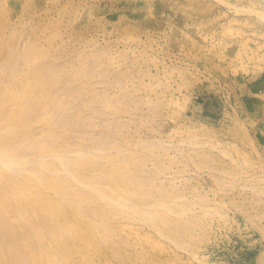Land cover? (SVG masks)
<instances>
[{
  "label": "rangeland",
  "instance_id": "374dc122",
  "mask_svg": "<svg viewBox=\"0 0 264 264\" xmlns=\"http://www.w3.org/2000/svg\"><path fill=\"white\" fill-rule=\"evenodd\" d=\"M7 80L0 118L34 87L28 136L10 145L21 168L96 204L80 213L49 186L62 216L1 247L0 264H264V0H0ZM54 131L67 142L52 146ZM75 152L88 179L113 173L82 179L109 202L58 169Z\"/></svg>",
  "mask_w": 264,
  "mask_h": 264
},
{
  "label": "bare ground",
  "instance_id": "6f19581e",
  "mask_svg": "<svg viewBox=\"0 0 264 264\" xmlns=\"http://www.w3.org/2000/svg\"><path fill=\"white\" fill-rule=\"evenodd\" d=\"M13 44V43H12ZM10 45H8V47H9ZM8 47H7V52L8 53H12L9 49H8ZM9 48H11V47H9ZM27 53V52H26ZM27 55V54H26ZM25 55V56H26ZM27 57V56H26ZM28 57H30L29 55H28ZM25 59V58H24ZM9 67H11L10 66V64L9 63H6L5 64V68L4 69H6V68H9ZM10 70V69H9ZM9 70H7V71H9ZM51 70V69H50ZM47 71V70H46ZM43 71H39V73L37 74V75H39V77H37L36 78V84H39V85H44V84H42V83H48V77H47V73H48V71L47 72H45V73H42ZM50 72H52V70L50 71ZM55 72V71H54ZM4 73H5V71H4ZM49 74V73H48ZM54 74H56V73H54ZM6 78V77H5ZM4 78V79H5ZM9 78H11V77H9ZM50 78V77H49ZM7 79V78H6ZM52 79H54V77L52 76ZM29 80V79H28ZM4 81V80H3ZM8 81V80H7ZM50 83H53V81L51 80L50 81ZM49 83V84H50ZM4 83L2 82V85H3ZM5 84H6V81H5ZM7 87H6V89L5 88H3V90L5 91V93L3 94V90L1 91V89H0V109H1V104L2 103H4V102H6L7 100H8V98L7 99H3V98H6V95L8 94V90H9V88H10V83H9V81L7 82ZM35 85V84H34ZM5 86V85H4ZM27 86V85H26ZM3 87V86H2ZM32 88H34L33 86L31 87V89ZM30 89V90H31ZM30 90L28 91V89H27V91H28V95L26 96V97H23V98H21L20 97V102H18V103H16L15 105H17L16 107H17V112L15 113H13V114H10L11 112H7V113H4L3 115H2V117L0 118V132H2L1 130H6L5 132H3V134H1L0 133V139L2 140H0L1 142H3L2 144L0 143V171H1V180H0V248L1 247H3V246H6L7 248H10L11 246H12V243H19V242H23V241H27L28 239H33L32 238V234H33V232H34V230H35V227H38V228H41V225H42V221H43V223H45L47 220V224H48V222L49 221H51V220H53V216H55V217H57L56 215L57 214H62V207L65 205V206H78L77 205V203L79 202V201H81V203L83 202L84 204L86 203V205L87 206H93L92 205V203L94 202V200H92L93 199V197H89V196H91V194L89 195V194H87V196H84V195H86V193L85 192H83L84 190H82V188H80L81 190H82V192L79 190V191H76L75 193H74V191H72L70 188L68 189V187H67V185H66V182H64V181H60V180H58V179H55V180H51V181H46L45 182V179H46V176L45 175H37L36 173H34L33 172V170H34V168H31V170L30 169H27L26 167L24 168V170L21 168V163L25 160L24 158H26V156L27 155H24L23 156V161L21 160L22 159V157L20 156V153L22 152V150H20V153H19V156H17L16 154H18L17 152V150H15V151H13L14 149H12L11 147H12V143H13V141H15V140H13V137H12V135L13 134H16V135H18L19 136V138H21V139H19L20 141H22V137H23V140L25 141V138L28 136V135H26V133H25V137H24V134H23V132H25V130L23 129V128H25V126L27 125V123L29 122V120H28V117L26 116V110L28 109V108H32V107H34V105L33 104H35V103H33V101L32 100H30L29 98L30 97H33L31 94H30ZM48 91V90H47ZM2 92V93H1ZM46 93V92H45ZM72 93V92H71ZM16 96V95H15ZM17 97V96H16ZM55 98V97H54ZM56 101H54L55 103L54 104H57V103H59L60 104V100H58L57 101V99H55ZM62 102V101H61ZM45 104V103H44ZM58 105V104H57ZM30 106V107H29ZM18 108H19V110H18ZM47 110L46 109H44V112H46ZM1 112V111H0ZM47 113V112H46ZM49 113V112H48ZM48 113H47V117H50V115H48ZM50 113H52L51 111H50ZM1 114V113H0ZM46 117V118H47ZM45 118V117H44ZM45 120H47V119H45ZM49 120V119H48ZM55 122H57V121H55ZM65 122V121H64ZM61 123V122H60ZM62 124V123H61ZM66 124V123H65ZM58 125V124H57ZM56 125V126H57ZM65 126V125H64ZM52 127V126H51ZM50 127V128H51ZM55 127V126H54ZM63 127V126H62ZM29 128V127H28ZM53 128V127H52ZM17 130V132H15V130ZM55 130H57L56 129V127L54 128ZM23 132H22V131ZM53 130V129H52ZM60 131V130H59ZM48 132V131H47ZM5 133V134H4ZM18 133V134H17ZM61 133H64L63 131L61 132ZM61 133H59V134H61ZM49 134H51L50 136H49V139H51V142L50 143H52V146H54L53 144H55V146L57 145V144H60V142H67V141H64L65 139H66V137H65V139H64V137L62 138V135H58L57 134V132H53V133H48V135ZM3 135H5V136H3ZM7 135H8V137H7ZM14 136V135H13ZM17 136V137H18ZM47 136V135H46ZM16 137V138H17ZM6 139V142L4 143V139ZM12 138V139H11ZM72 139V138H71ZM45 140V139H44ZM47 140H48V136H47ZM67 140V139H66ZM23 141V142H24ZM40 142V141H39ZM42 142V141H41ZM71 142V141H70ZM33 143V142H32ZM31 142L30 143H28L29 145V148H30V144H32ZM45 143H47V142H45ZM45 143L43 142V144L45 145ZM49 143V142H48ZM27 144V143H26ZM42 144V143H41ZM42 144V145H43ZM66 144V143H65ZM68 144V143H67ZM66 144V145H67ZM70 144V143H69ZM68 144V145H69ZM10 145H11V147H10ZM34 144H32L31 145V148L33 149V148H35L34 146H36L37 144L35 143V145L33 146ZM68 145H67V147H68ZM71 145V144H70ZM41 146V145H40ZM54 146V147H55ZM26 147H27V145H26ZM38 147V146H37ZM43 147H45V146H43ZM48 147H49V145H48ZM51 147V146H50ZM28 148V147H27ZM30 148V149H31ZM65 149H67L66 148V146H65ZM69 149V148H68ZM70 149H71V147H70ZM29 150V149H28ZM63 150H64V148H63ZM72 151H70V150H68V151H70V152H72V153H74L73 152V150L74 149H71ZM75 151V150H74ZM96 151V150H95ZM13 152H15V153H13ZM27 153V152H26ZM21 154H23V153H21ZM24 154H25V152H24ZM66 154V153H65ZM76 155V156H75ZM75 155L74 156H71V154H70V156H69V153L67 154V155H65V157L63 156V158H62V160L60 159V162H59V167H58V169H62V172L63 171H65L66 173H68L69 174V176H71V177H73V178H75V179H72L74 182L75 181H77L78 183H80L81 185H78V186H82L83 184H84V186L83 187H85V186H87V188H90V190L92 189V190H96V192H98L99 191V193L100 192H102L101 191V189L100 190H97V187L96 186H92V185H90V183L92 182V184H94V183H96V184H94V185H97V182L95 181V178H96V180H98V179H100V177H104V175H106L107 176V178L108 179H110V178H112V174H109V173H105L106 172V170L104 171H99L98 172V176H93L92 177V179H91V177H90V175L89 174H87V176H89L90 177V179H88L87 177H86V173H85V171H84V167H85V161H84V159L80 156V155H77V153L75 152ZM67 156H69V158H73L72 160H73V162H72V160H69V161H67L68 159H66L67 158ZM21 157V158H20ZM65 158V159H64ZM64 159V160H63ZM22 161V162H21ZM24 162H26V161H24ZM56 162V161H55ZM54 163V162H53ZM70 163V164H69ZM71 163H72V165H73V168H71L72 166H71ZM56 163L55 164H52V163H48V162H42V163H40V164H37V166L40 168H42V167H46L47 169H48V171H50V173H52V175L53 176H55V177H58L56 174H54L53 172H52V169L54 168V167H56ZM23 166V165H22ZM107 167V166H106ZM105 167V168H106ZM111 166H108V168H110ZM29 168V167H28ZM123 168V167H122ZM122 168L120 167V169H121V171H124V170H122ZM42 169H44V168H42ZM71 169H73V171H74V175H72V173H69L70 172V170ZM116 169H118V170H116ZM20 170H22V171H24V172H22L21 174H18L19 172L18 171H20ZM46 170V169H45ZM114 172H116V171H118L117 173L119 174V175H122V177L123 178H125L126 179V177H128V175L126 176L125 174V177H124V175L123 174H120L121 173V171H119V167L117 166V168H115V169H112ZM47 171V170H46ZM46 172L47 174L49 173V172ZM72 171V170H71ZM137 171V170H136ZM135 171V172H136ZM65 172H63V173H65ZM134 172V173H135ZM49 173V175H47V177L48 178H51V174ZM133 173V172H132ZM139 173H140V171H139ZM68 174H66V175H68ZM115 174V173H114ZM135 175V174H134ZM111 176V177H110ZM129 176H131V179L132 178H134L135 176H132V175H129ZM70 177V178H71ZM138 177V176H137ZM141 177V176H140ZM139 177V178H140ZM83 178H86V179H88L89 180V182L90 183H86L85 184V182H86V179L85 180H83L82 181V179ZM117 178V177H116ZM115 178V179H116ZM130 177H128L127 179H126V181L127 182H129L131 185L133 184V185H135V187H136V185L138 184V182L140 181V183H142L141 182V180L142 179H144V178H142V179H138V182H136L137 180H135V181H133L132 182V180H130L129 179ZM125 179H124V182L125 183H127L126 181H125ZM135 179H136V177H135ZM145 179H146V177H145ZM64 180H65V178H64ZM92 180H94V181H92ZM117 180V179H116ZM119 180V179H118ZM147 180L148 179H146V182H147ZM67 181V180H66ZM81 181V182H80ZM85 181V182H84ZM110 181H112V180H110ZM122 181V180H121ZM123 181H122V183H120L121 185H123L124 187L126 186V188L124 189V187H120L119 189H118V187H116V190H119L120 192H121V190H122V192H124V195L125 196H127L128 197V193L127 192H129V190H130V188L128 187L129 185H125V183H124ZM77 183V184H78ZM114 185L113 186H115V183H116V181L114 180ZM118 183V182H117ZM116 183V186L119 184H117ZM124 183V184H123ZM144 183V182H143ZM145 184V183H144ZM44 185L45 186H47V188H45L44 187ZM133 185H132V189L134 190V187H133ZM51 188H50V187ZM138 186V185H137ZM139 186H140V184H139ZM138 186V187H139ZM48 187L50 188V191H51V189H52V192H53V194H55V196H57L59 199L58 200H63V202H64V205H63V202H62V204L60 203V201H58L57 199V202H56V200H55V202L53 201L54 199H53V196H51L50 195V193H48L47 192V190L46 189H48ZM137 187V188H138ZM140 187H142V186H140ZM45 188V189H44ZM113 189H112V191H114V193H116L115 192V187H112ZM127 188H129V190L127 189ZM137 188H136V190H137ZM73 189V188H72ZM85 189V188H84ZM99 189V188H98ZM127 189V190H126ZM131 189V190H132ZM71 191V193H70V191ZM76 190V189H75ZM86 190H88V189H86ZM102 190H107V188H103ZM132 190V191H133ZM49 191V190H48ZM49 191V192H50ZM111 191V192H112ZM138 191V190H137ZM51 192V193H52ZM75 194V196L73 195V193ZM80 194V196L79 195H77L78 193ZM104 192V191H103ZM81 193H85L84 195H81ZM113 193V192H112ZM126 193H127V195H126ZM130 193V192H129ZM132 193V192H131ZM130 193V194H131ZM133 193H134V191H133ZM132 193V194H133ZM136 193V192H135ZM142 192H140V194H141ZM101 195H102V198H104L103 200L105 201V197H107L108 195H109V192H108V195H103V194H105V193H100ZM100 194H98L99 196H100ZM106 194H107V192H106ZM123 194V193H122ZM129 194V195H130ZM97 195V196H98ZM73 196L75 197V198H73ZM94 198H97V197H94ZM100 198H101V196H100ZM99 197L97 198V200L98 199H100ZM101 198V199H102ZM53 199V200H52ZM78 201H77V200ZM96 200V201H97ZM109 199H106V201H108ZM76 202L74 205L72 204L73 202ZM102 201V200H101ZM103 201V202H104ZM105 201V202H106ZM105 202H104V204H105ZM109 202V201H108ZM107 203V202H106ZM93 204H96L95 202L93 203ZM97 204H99V201H98V203ZM101 204V203H100ZM99 204V205H100ZM81 205V204H80ZM79 205V207H81ZM103 205V204H102ZM64 206V207H65ZM141 207V206H140ZM152 208V207H151ZM150 208V206L146 209V210H148L149 209V213L151 214H149V213H147L146 211H144L145 212V214H149L150 215V218H151V216H153V213L154 212H151L152 210H150L151 209ZM165 208H167V207H165ZM164 208V209H165ZM76 209V208H75ZM80 210V208H77L76 209V211L77 210ZM84 209H86V208H84ZM139 209V208H138ZM144 209V208H143ZM168 209V208H167ZM167 209H165L166 211H167ZM64 210V209H63ZM154 210V209H153ZM170 210V209H169ZM134 211V210H133ZM140 211V210H139ZM138 211V212H139ZM163 211V210H162ZM161 211V212H162ZM78 212V211H77ZM84 212V210L82 209V207H81V211H80V213H83ZM95 212V211H94ZM168 212H170V211H168ZM37 213H40V214H37ZM41 213H42V215H41ZM140 213H142V211L140 212ZM34 214H37L36 215V217L35 218H37V219H35V220H31L30 218H31V216H32V219H33V215ZM77 214V213H76ZM75 214V215H76ZM156 213H154V215H155ZM164 211H163V213H162V215L163 216H161V213L160 214H157V216L158 215H160V217H165L164 216ZM38 215H40V216H38ZM48 215V216H47ZM80 215V214H79ZM149 215H148V217H149ZM167 215V214H166ZM60 216H62V215H60ZM77 216V215H76ZM146 217H147V215H145ZM48 217V218H47ZM80 217V216H79ZM85 217V216H84ZM154 217V216H153ZM159 217V216H158ZM159 217V218H160ZM90 218V217H89ZM145 218V217H144ZM156 218V216L154 217V219ZM158 218V220L157 221H160L161 219H159ZM168 218V217H167ZM153 219V221H155ZM169 219V218H168ZM150 220V219H149ZM163 220H165V219H163ZM163 220H161L162 222H163ZM233 220V219H232ZM151 221H152V219H151ZM150 221V222H151ZM52 222V221H51ZM156 222V221H155ZM171 222V221H170ZM164 223V222H163ZM236 223V222H235ZM154 224V223H153ZM167 224V223H166ZM169 224V223H168ZM155 225V224H154ZM171 225V224H170ZM91 227V226H90ZM38 230V229H37ZM39 231V230H38ZM74 231V230H73ZM160 231V230H159ZM42 233V232H41ZM171 233V232H170ZM167 234V233H166ZM53 235V234H52ZM169 235V234H168ZM170 236V235H169ZM169 236H168V238H169ZM172 236V235H171ZM49 237V236H48ZM6 239H8V241H10V242H6ZM170 239V238H169ZM257 241V240H256ZM13 247V246H12ZM1 250H3V248L1 249ZM5 251V250H4ZM9 251V250H8ZM262 252H263V250H262ZM1 253V252H0ZM18 253V252H17ZM3 257H5L6 256V254L4 253V255L3 254H1ZM15 255V254H14ZM19 254H17L16 256H18ZM21 255V254H20ZM24 254H22L21 256H23ZM1 256V257H2ZM25 256V255H24ZM7 257V256H6ZM193 257V256H192ZM17 258V257H16ZM16 258H15V260H16ZM19 258V257H18ZM22 258V257H21ZM196 258V257H195ZM7 259V258H6ZM20 259V258H19ZM262 260H264V258L262 259ZM7 261H8V259H7ZM1 262V261H0ZM17 262V261H16ZM18 263V262H17Z\"/></svg>",
  "mask_w": 264,
  "mask_h": 264
},
{
  "label": "built area",
  "instance_id": "2783aa9c",
  "mask_svg": "<svg viewBox=\"0 0 264 264\" xmlns=\"http://www.w3.org/2000/svg\"><path fill=\"white\" fill-rule=\"evenodd\" d=\"M228 262L223 261V264H227Z\"/></svg>",
  "mask_w": 264,
  "mask_h": 264
},
{
  "label": "crops",
  "instance_id": "0c3cea01",
  "mask_svg": "<svg viewBox=\"0 0 264 264\" xmlns=\"http://www.w3.org/2000/svg\"><path fill=\"white\" fill-rule=\"evenodd\" d=\"M252 264H255V261Z\"/></svg>",
  "mask_w": 264,
  "mask_h": 264
}]
</instances>
